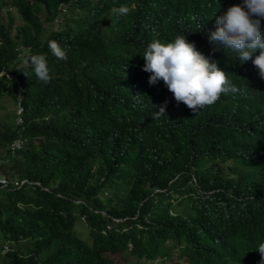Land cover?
Here are the masks:
<instances>
[{"label": "trees", "instance_id": "obj_1", "mask_svg": "<svg viewBox=\"0 0 264 264\" xmlns=\"http://www.w3.org/2000/svg\"><path fill=\"white\" fill-rule=\"evenodd\" d=\"M57 1L0 0V69L23 86L22 132L29 138L0 168L9 178L39 182L0 188V242L11 241L0 264H114L120 253L148 259L164 239L195 235L215 264L224 246L205 222L236 225L234 242L254 249L264 228V118L242 109L228 123L218 108H202L190 124L178 114L154 120L143 109L152 86L142 55L153 41L194 38L186 41L228 76L252 62L209 43L227 9L218 0H76L53 27ZM121 5L135 11L118 16L112 10ZM13 11L22 22L11 32ZM49 40L66 49V60L51 53ZM35 54L47 56V84L25 63ZM16 94V83L0 76V98ZM214 117L222 127L209 124ZM15 135L13 124L0 122V146ZM107 215H126L119 226L128 228L100 233ZM248 220L255 233L242 235Z\"/></svg>", "mask_w": 264, "mask_h": 264}, {"label": "clouds", "instance_id": "obj_2", "mask_svg": "<svg viewBox=\"0 0 264 264\" xmlns=\"http://www.w3.org/2000/svg\"><path fill=\"white\" fill-rule=\"evenodd\" d=\"M75 2L76 0H59L55 3L53 27L60 25L63 17H68L69 9L73 8ZM216 3L227 10L216 18L217 27L209 33V43L212 46L216 45L213 50L230 49L238 53L241 63L249 60L252 62L232 69V75L228 76L224 70L217 67L214 60H210L198 51L194 42L186 41H196L194 38L186 39L185 35H182L166 44L159 41L151 42L142 56L145 60L143 70L150 73V76L146 74L148 83L152 86V92L147 96L143 109L151 111L152 119L178 114L185 122L193 124L194 113L202 108L206 111L218 108L221 119L228 123L239 120L242 109L252 111L264 118V32L262 34L264 0H218ZM5 8L11 10L14 7L7 5ZM112 11L118 16H127L135 11V7L121 5ZM48 47L57 59H67L66 49L62 48L57 41L49 40ZM23 49L22 52L25 54V48ZM25 63L39 81L44 84L51 81L46 54L29 55ZM24 74L27 76L26 72ZM2 75L16 83L17 94L10 101L13 107L10 123L14 125L16 135L0 146V164L8 151L21 149L29 141L22 132L23 105L20 99L23 86L16 76L3 68L0 69V76ZM3 96L8 99L7 95ZM254 96H257L256 101ZM209 124L222 127V122L217 117L211 119ZM23 183L39 184L35 179L9 178L0 168V188H17ZM158 190L153 188V192ZM208 193L209 191H206V194ZM176 197L179 199L177 195ZM221 203L224 204V202ZM229 206L228 202L227 208ZM94 210L106 215L104 210ZM107 216L110 221L103 220L99 229L100 233L103 234L111 229L121 232L128 228L119 226V223L127 218L126 215ZM250 220L245 221V225L241 224L242 235L248 236L250 231L254 232L249 224ZM205 223L211 229V235L221 241L224 246L222 255L215 264H264V228L256 235V245L252 249L234 242L235 237L231 231L236 225ZM10 242V240L0 242L2 253L11 247ZM160 246L159 255L148 259H138L128 253H120V255L121 258L125 256L124 264H211L207 255L209 245L206 242L202 244L198 235L193 238H180L179 241L167 238ZM129 258L131 263L128 262Z\"/></svg>", "mask_w": 264, "mask_h": 264}, {"label": "rangeland", "instance_id": "obj_3", "mask_svg": "<svg viewBox=\"0 0 264 264\" xmlns=\"http://www.w3.org/2000/svg\"><path fill=\"white\" fill-rule=\"evenodd\" d=\"M14 13V19H13V24L11 25V32H13L14 30V25L15 23H21L22 20L20 19V17L15 13V11H13ZM40 17H42V14H40ZM1 18L3 19V21L6 19L5 15L3 13H1ZM46 24V23H45ZM12 104L10 103V101L7 99L6 96H2L0 99V122H3L4 124H10L11 120H12ZM76 226V228L79 229V231L81 232V234H83L84 236H86V229H84L81 224H78V222H75L74 227ZM88 232V229H87ZM22 243V245L24 244V241H20ZM19 242V243H20ZM20 246V244H19ZM121 258L120 254H117L116 256H112L111 259L113 260V263H119V259ZM128 262L131 263V258L128 259Z\"/></svg>", "mask_w": 264, "mask_h": 264}]
</instances>
